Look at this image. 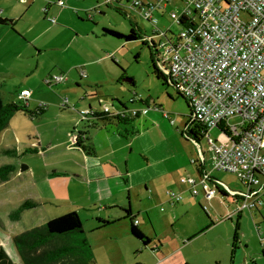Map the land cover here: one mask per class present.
Returning <instances> with one entry per match:
<instances>
[{
	"label": "rangeland",
	"instance_id": "rangeland-1",
	"mask_svg": "<svg viewBox=\"0 0 264 264\" xmlns=\"http://www.w3.org/2000/svg\"><path fill=\"white\" fill-rule=\"evenodd\" d=\"M58 1L60 0L54 1V5L58 4ZM80 1L81 4L74 7V2L70 4L68 0H65L64 9L71 16L79 14L80 17L85 19L86 30L84 32L86 34H48L41 41L46 43L58 42V46H61L64 50L70 38L79 35L76 44H79L86 53L94 54L96 52L107 58L103 66L92 69L95 75L93 79L80 81L79 74L83 73L82 70H80V73L78 70H74V73L67 70L72 63L71 51L63 54V51L49 49L36 58L31 57L29 53L22 58L0 53V90L5 104L25 105L28 103L33 112L38 111L39 108L46 110L42 117L36 119L30 115L17 114L12 119L9 127L0 135V167L12 165L15 168L10 175V180L7 182L0 180V247H4L14 264H24L17 249L15 237L41 227L55 218L71 213H66L70 208L76 209L75 205L66 203L74 195L72 187L67 185V178L60 175L53 178V182H49L46 166L51 161L62 162L65 161L63 158L70 159L66 156L62 158L60 154L68 146L71 149H76L73 138L78 135L83 122H86L82 113L89 111L90 105L93 111L98 114H103L105 107H110L113 112H116L123 108L122 104L130 111L143 112V107L145 110L147 107L139 103V99L142 101L150 100L149 108L151 114H154L153 122H164L161 130L164 136L170 140L181 154L182 152H188L190 144H193L196 149L194 156L196 160L191 162V166H195L194 161L198 160L199 148L197 144L184 133L186 130L185 125L190 123L188 103L178 95L172 85H166L154 74V50L145 42V37H151L154 34V27L137 14H133L134 18L131 22L124 13L113 9V6L109 8L105 6L108 13V17L104 18L105 23L116 25L124 34H130L132 28L136 29L138 27L142 33V39L125 42L112 37H103L102 30L95 28L96 23L87 19L97 0ZM104 2L105 0H102V3ZM89 7L92 8L87 9ZM182 10L181 6L171 5L165 16H162V13L157 14V18L160 20L159 27L166 30L172 28L175 34L180 33L182 28L170 19V14L176 12L180 15ZM94 14L99 19L100 15L93 12ZM45 19L49 22L51 19L59 18L53 14L50 18L46 17ZM120 22H123L124 26H121ZM58 24L61 25V22H58ZM78 26L81 27V25ZM82 28L84 27L82 26ZM90 28H95L98 34H91ZM36 35L31 34L32 37ZM5 48L7 47H1L0 51ZM96 57L98 56L96 55ZM110 74L113 75V78L110 77ZM61 75H66L69 81L59 86L46 84L47 80ZM115 77H119V80ZM131 81H134V84ZM78 84H81L80 87H77ZM25 89L32 92V97L28 102L21 98V93ZM99 98L104 100L100 101ZM66 100L75 105V110L62 108V103ZM166 115H169L170 119ZM236 121L232 120V123ZM150 126L151 123L147 125V127ZM136 127H138L137 124ZM210 134L220 143L226 141L219 130H213ZM55 143H62L64 147L52 153L23 155L28 147L41 146L42 149L47 151ZM200 145L206 153L207 171L231 189L242 190L243 186L236 175L214 171L208 139L203 138ZM5 149H15L19 155H5L3 154ZM24 165L29 167L28 172L23 171ZM190 173L183 174V176L189 177L192 175ZM27 200L45 201L46 207L34 211L35 213L32 211L25 215L22 221H13L10 216ZM205 207H208V210H206V213L203 212L204 218L210 222L207 217V213H210V217L214 222L211 227H207L200 232L197 241H216L220 243L227 249L231 263L236 258L234 252L239 248V244L243 242L244 246L250 245L247 251L251 255L258 253L262 255L264 248L262 246V244L264 245V213L262 216L259 213L252 214L245 211L238 223L239 229H237L235 218L225 220L226 216L222 214V210L217 215L210 204H205L203 208L205 209ZM79 211L92 248L95 253L97 251L99 253L100 258L96 257L97 264H119V257L117 260L116 256L113 255L114 253L112 254L115 247H111L107 240L112 229H97V218H93L92 213L87 211ZM204 218L196 211L190 219H181L180 221L186 229L199 231L206 225ZM113 229L118 232L123 230L121 227ZM236 242L238 247L235 246ZM94 243L101 248L96 251ZM60 244L61 242L54 241L42 252L53 249ZM118 245L121 255L124 253L123 258L132 261L134 255L133 257L130 256V254L132 255V252L129 251L130 248H125L124 242ZM61 263L70 264L73 263V259L68 258ZM139 263L141 264V262Z\"/></svg>",
	"mask_w": 264,
	"mask_h": 264
},
{
	"label": "crops",
	"instance_id": "crops-1",
	"mask_svg": "<svg viewBox=\"0 0 264 264\" xmlns=\"http://www.w3.org/2000/svg\"><path fill=\"white\" fill-rule=\"evenodd\" d=\"M54 1L57 0H0V15L4 19L13 21L8 26L0 25V48L7 47L0 53L19 58L27 56L29 53L31 57L36 58L49 49L63 51V54L71 51L72 63L67 70L71 73H74V70H78L79 73L80 70L85 72L86 78L79 74L80 81L93 79L95 75L92 69L103 66L107 58L96 52L94 54L86 53L79 44H76L79 35L71 37L64 50L58 46V42L41 41L48 34H86L84 32L86 30L85 19L79 14L71 16L58 4L54 5ZM142 1L152 2V0ZM72 2H74V7L81 4L80 0H68V3ZM99 5H102L100 13L97 12ZM105 6L108 8L113 6V9L124 13L131 22H133V14L139 15L129 7L127 1L108 4L106 0L104 3L102 0H97L90 14L93 15L95 12L96 15H100L99 19L96 18L97 16L95 17V14L92 17L89 14L87 19L96 23L95 28L102 30L103 37H109L103 35L105 29L118 30L123 33L116 25L105 23V19L108 17ZM90 8L92 7L87 9ZM53 14L59 18L56 19V24L51 20L47 22L48 20L45 19L46 17L50 18ZM162 16L165 14L162 13ZM58 22H61V25ZM120 25L124 26V23L120 22ZM95 28L89 30L91 34L97 35ZM31 34L37 35L32 37ZM112 76L110 74V77ZM115 78L119 80V77ZM131 82L134 84V81ZM80 85L78 84L77 87ZM99 99L100 101L104 100ZM138 102L146 106L147 109L145 110L143 107L144 111H141L138 117L128 119L130 123L119 124L116 121L98 120L94 124L88 123V121L83 122L79 132L87 136L86 146L91 148V154L81 147L75 146L74 150L68 146L62 150L60 156L62 158L70 157V159L63 158L65 161L47 163L46 173L49 182H53V178L62 175L67 178V185L72 187L74 195L66 203L75 205L76 209L70 208L66 213L76 210L79 214V210L87 211L92 213L93 218H97V229H112L107 240L111 247H115L112 254L114 253L117 260L119 257V264H140L139 262L141 264H230L227 249L220 243L216 241L200 242L196 239L202 230L211 227L214 222L210 213H207L210 222L204 218L203 212L206 213V211L203 206L205 204H210L217 215L222 210V214L227 217L235 212L238 200L226 192L220 193L211 201L207 200L203 194L192 196L189 186L183 185L180 180L186 177L183 174H189L192 170L190 173L192 175L189 177L200 178L199 166H191V162L196 160L194 157L196 149L193 144H190L189 151L181 154L162 133L164 122H153L154 114L150 112V100L139 99ZM90 109H92L91 105ZM138 120L140 121L138 122ZM149 123L151 126L147 127ZM188 125V123L185 125L186 129ZM51 146L47 151L41 146H39L40 148L32 147L40 150L38 154L32 155L52 153L64 147L62 143H55ZM25 170L23 171L28 172L29 167L27 166ZM169 190L182 194L183 201L173 202L167 195ZM38 202L42 205L23 213L19 221H22L23 217L32 211H39L46 207L45 201ZM196 211L204 218L206 225L199 231L188 230L180 220L190 219ZM258 213L263 216L264 211L252 214ZM243 214L234 216L237 223L241 221ZM99 219L109 221L112 225L100 227ZM135 220L138 221V224L134 223ZM133 223L150 239L148 246L133 236ZM117 227H121L123 230L118 232L113 229ZM122 242L125 243V248H130L129 251L132 252L130 256L134 255L132 261L124 259V253L121 255L118 244ZM237 244L236 242V247H238ZM94 246L96 251L101 248L96 243ZM262 246L264 247L263 244ZM249 247L250 245L244 246V242L240 243L239 248L234 252V255L236 254L235 261L233 260L231 264H264V248L262 255L259 253L251 255L247 251ZM95 256L100 258L98 251Z\"/></svg>",
	"mask_w": 264,
	"mask_h": 264
},
{
	"label": "built area",
	"instance_id": "built-area-1",
	"mask_svg": "<svg viewBox=\"0 0 264 264\" xmlns=\"http://www.w3.org/2000/svg\"><path fill=\"white\" fill-rule=\"evenodd\" d=\"M117 1H127L132 10L154 27V34L145 37V42L153 46L157 70L188 101L189 124L200 128L208 139L214 171L236 175L243 189H231L206 170L207 157L200 143H196L199 152L198 160L194 161L200 168V178L183 177L180 182L189 186L194 197L203 194L211 201L226 192L236 198L239 202L236 210L225 220H233L245 211H264V0H152L151 3L106 0V3ZM58 5L65 8L63 0ZM171 5L183 8L180 15L170 14V19L182 28L178 34L172 28L159 27L157 14H166ZM101 7L98 6L97 12H101ZM51 22L57 23L56 19ZM82 76L86 78L85 72ZM67 81L68 77L61 75L46 84L59 86ZM31 97L30 90L21 93L26 102ZM62 108L75 110V105L66 100ZM93 114L92 109L82 113L86 121ZM103 114L128 120L138 117L140 111H130L123 105L116 112L105 107ZM166 117L170 119L169 115ZM213 130H219L226 141H216L210 134ZM87 141V136L80 132L73 138L74 146H86ZM167 195L175 203L184 199L172 190Z\"/></svg>",
	"mask_w": 264,
	"mask_h": 264
},
{
	"label": "trees",
	"instance_id": "trees-1",
	"mask_svg": "<svg viewBox=\"0 0 264 264\" xmlns=\"http://www.w3.org/2000/svg\"><path fill=\"white\" fill-rule=\"evenodd\" d=\"M12 23L13 21L4 19L0 15V25L8 26ZM141 34L142 33L140 29L137 27L136 29L132 28L130 34H124L118 30L105 29L103 35L112 37L114 39L123 40L125 42H134L142 39ZM153 65L154 74L157 76V78L164 81L166 85L170 86V83L166 80V78L157 70L154 57ZM178 95L186 100V98L182 95ZM188 106L190 108L189 103ZM45 112L46 110L43 108H39L38 111L33 112L30 109L28 103L25 105L5 104L2 92L0 90V135L5 129L9 127L12 119L17 114L30 115L32 118L36 119L42 117ZM96 120L104 122L116 121L119 124L130 123L128 120H121L120 118L98 113L91 115L88 123L94 124ZM186 134L198 144L200 143L201 138H204L201 133V129L190 124L187 126ZM76 147H81L89 154L92 153L91 148L88 146ZM39 151L40 150L37 148L28 147L24 151L23 155L38 154ZM3 154L8 156L19 155L18 151L15 149H5ZM25 169H27V166L24 165L23 170L26 171ZM14 170L15 168L12 165H4L0 167V180L7 182ZM41 205L42 204L38 201L27 200L10 217L13 221H19L21 220L23 213L35 209ZM98 221L100 227L112 225V223L109 221L102 219H99ZM237 229H239L238 223ZM132 233L135 239L142 241L145 246L150 244V239L147 238L136 227V225H134V223ZM54 241H59L61 244L54 247L53 249L42 252L44 248L48 247ZM15 243L24 264H60L63 260L68 258L73 259V263L70 264H97V259L89 241L88 234L85 231L83 221L77 212L68 213L49 221L47 224L41 227L24 232L15 237ZM0 264H14L4 247H0Z\"/></svg>",
	"mask_w": 264,
	"mask_h": 264
},
{
	"label": "water",
	"instance_id": "water-1",
	"mask_svg": "<svg viewBox=\"0 0 264 264\" xmlns=\"http://www.w3.org/2000/svg\"><path fill=\"white\" fill-rule=\"evenodd\" d=\"M151 48L153 49V46H151Z\"/></svg>",
	"mask_w": 264,
	"mask_h": 264
}]
</instances>
